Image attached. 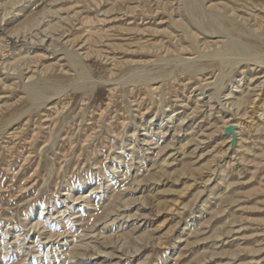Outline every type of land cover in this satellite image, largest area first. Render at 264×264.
<instances>
[{
    "label": "rangeland",
    "instance_id": "1",
    "mask_svg": "<svg viewBox=\"0 0 264 264\" xmlns=\"http://www.w3.org/2000/svg\"><path fill=\"white\" fill-rule=\"evenodd\" d=\"M190 1L0 0V264H264V0H197L259 47ZM226 42L222 90L187 71ZM71 53L118 82L43 98L81 82Z\"/></svg>",
    "mask_w": 264,
    "mask_h": 264
},
{
    "label": "bare ground",
    "instance_id": "2",
    "mask_svg": "<svg viewBox=\"0 0 264 264\" xmlns=\"http://www.w3.org/2000/svg\"><path fill=\"white\" fill-rule=\"evenodd\" d=\"M185 2V1H184ZM181 3V2H180ZM189 3V13L191 14V16H192V19H191V17H190V21H192V23H196V25L198 24L199 26H200V28H202V30H205V32L206 33H208V35H211V36H214L215 35V37L217 36V38L218 37H220L221 39L223 38H226V39H228V37H231L232 36V38H236V39H248L249 41H252V43L254 44V45H256V47H259L261 44H262V42H261V39L257 36V35H255L254 34V32L252 33V32H250L248 29H246V27H244V26H242V25H237V24H235L234 22H232L231 21V19H229V18H227V19H225V18H223V16H221V15H219L218 14V12L216 13H214V12H212L213 13V16L215 17L214 19H217V20H219V23L221 24V26L219 27V29H217V30H211L210 28H212V27H210V24H212L209 20H211V18L207 21V23H208V25H209V27H208V29H206V27H205V22H206V18H207V16H206V14H205V8L203 9L202 7H200V5H198L197 4V0L195 1V0H191L190 2H188ZM203 5V4H202ZM207 5V4H206ZM204 7H206V6H204ZM220 8V7H219ZM187 9H188V7H187ZM182 11V10H181ZM185 11V10H184ZM187 12V13H188ZM208 12V11H207ZM186 13V12H185ZM188 13V14H189ZM187 14V16L189 17V15ZM211 14V13H210ZM177 15V14H176ZM181 15V17L183 18V14H180ZM178 16V15H177ZM185 16V15H184ZM208 16H209V14H208ZM149 17V16H148ZM179 18V19H182V18ZM211 17V16H210ZM254 18V17H253ZM185 20V19H184ZM189 20V19H188ZM188 20H185V21H188ZM216 20V21H217ZM182 22H183V20H181ZM181 21H179L180 23H182ZM213 21V20H212ZM178 22V23H179ZM177 23V22H176ZM175 23V26L176 25H178V23L176 24ZM185 23V22H184ZM210 23V24H209ZM214 23H215V20H214ZM186 24V23H185ZM185 24H182V26L184 25L185 27H186V25L187 24H189V23H187L186 25ZM197 25V26H198ZM182 26H176V27H178L179 29H182L183 30V28H184V26L182 27ZM188 26V25H187ZM212 26V25H211ZM216 26V28H217V25H213V27H215ZM199 28V27H198ZM199 28V29H200ZM189 30H191L190 29V27H189ZM193 30V29H192ZM140 31V30H139ZM138 31V32H139ZM141 32V31H140ZM157 32H158V30H157ZM184 32H186V31H184ZM188 32V31H187ZM195 32V31H194ZM193 32V33H194ZM155 33V32H154ZM192 33V34H193ZM184 34V33H183ZM182 34V35H183ZM187 34H189V33H187ZM190 35V34H189ZM178 36V35H177ZM186 36V35H185ZM198 36V35H197ZM211 36H209V37H211ZM187 37V36H186ZM189 37V36H188ZM179 39V38H178ZM189 40H190V38H188ZM193 40H194V38H193ZM203 40V39H202ZM191 41V40H190ZM220 41V40H219ZM225 41V40H224ZM188 42V41H187ZM193 43H194V41H192ZM191 42V43H192ZM196 42V41H195ZM217 42V41H216ZM198 43V42H197ZM207 44L208 43H212V42H206ZM205 43V45H207ZM215 43V42H214ZM214 43H212V44H209V45H212L211 46V48L214 46ZM240 43V42H239ZM195 44V43H194ZM220 44H221V42H220ZM219 44V45H220ZM224 45L222 46V49L220 48V46L222 45H218L219 46V49L221 50V51H223V53L225 52L224 51V49L226 50H228L229 48H231V47H233V46H231V43H229V42H226V43H223ZM242 44V43H241ZM149 45V44H148ZM178 45V44H177ZM191 45V44H190ZM190 45H188V46H190ZM204 45V46H205ZM215 45H217V43H215ZM233 45H234V43H233ZM245 45V44H244ZM139 46V45H138ZM164 46V45H163ZM163 46L162 47H159L160 49H162L163 48ZM167 46V45H166ZM170 46V45H169ZM168 46V47H169ZM179 46V45H178ZM191 46H193V45H191ZM199 46V45H198ZM249 46V45H248ZM195 47V46H194ZM193 47V48H194ZM197 47V46H196ZM196 47H195V49H196ZM214 47H216V46H214ZM236 47V46H235ZM139 48V47H138ZM165 48V47H164ZM163 48V49H164ZM170 48V47H169ZM168 48V49H169ZM187 48V47H186ZM192 48V49H193ZM198 48H200V47H197V49ZM217 48V47H216ZM240 48V47H239ZM149 49H151V48H149ZM159 49V50H160ZM167 49V48H166ZM166 49L165 50H163V52L164 51H166ZM176 49V48H175ZM180 49L181 50H184L185 48L183 47V46H181L180 47ZM187 49H189V48H187ZM194 49V50H195ZM209 49V48H208ZM207 49V50H208ZM213 49V48H212ZM218 49V48H217ZM158 50V49H157ZM177 50V49H176ZM181 50L179 51V52H181ZM193 50V51H194ZM214 50V49H213ZM216 50V49H215ZM232 50V49H231ZM161 51V50H160ZM168 51V50H167ZM186 51V50H185ZM198 51V50H197ZM233 51V50H232ZM231 51V52H232ZM211 52V51H210ZM220 51H218V53H219ZM227 52V51H226ZM70 53V52H69ZM68 53V54H69ZM217 53V52H216ZM233 53V52H232ZM72 54V53H71ZM212 54V53H211ZM213 54H214V52H213ZM213 54H212V57H213ZM226 53H224L223 55H221L220 53H219V55L218 56H214V58H215V60L213 59V60H206L207 58H209V57H211V56H209V54H208V56H206V57H204L202 60L203 61H199V60H197V61H193V62H191V63H189L186 67H187V71L188 72H190L191 74H194V75H203L204 76V74L206 75L208 72H215V73H213L212 74V77L214 78V80H213V83H211L212 85H214L217 89H221V88H223V86H224V83L225 82H227V81H230L229 79H230V77H231V75H232V72L235 70V69H237V67H238V65H239V63H240V61H236V59L234 60L233 59V56H231L232 57V59L234 60H228V59H225V60H222V59H224V58H226L225 56H229V54L228 55H225ZM244 54V53H243ZM246 54V53H245ZM244 54V55H245ZM80 55V54H79ZM78 55V53H73L72 54V56L70 57V60H71V63H72V66H76V67H79V69H80V74H79V76H81V78H80V80H81V82L79 83V84H76V85H74V86H72L73 84H74V81H73V83L71 82L67 87H63V88H61V89H56L57 90V92H53V94H51V95H48V96H45V94H44V97L43 98H45V97H47L48 98V100H51V101H53V100H56V99H58L60 96H62L65 92H67L68 91V88H69V90L71 89V90H74V92L75 91H81V93H82V95H83V98L85 97H87V98H91L93 95H94V93L96 92V89L99 87V86H115L116 84V82H118V80H116V81H113V80H106V79H102V78H98V79H96V78H93L92 76H90L89 74H88V72H87V69H86V67H85V64H83V62H82V57L81 56H79ZM230 55H231V53H230ZM263 57H264V54H261ZM248 56V55H247ZM68 57V56H67ZM186 57V56H185ZM202 57V56H201ZM198 58V57H197ZM261 58V57H260ZM211 59V58H210ZM229 59H231V58H229ZM255 59V58H254ZM253 59V63L255 64V65H262V66H264V62L262 63V61L261 62H257L258 60V58L257 59H255L254 60ZM161 60V59H160ZM183 60V59H182ZM181 60V61H182ZM245 60V59H244ZM158 61V60H157ZM163 61V60H162ZM175 61V60H174ZM187 61H189L188 59H187ZM192 61V60H191ZM154 62V61H153ZM168 63H169V61H168ZM183 63V62H182ZM212 63H214V64H212ZM176 64V63H175ZM219 65V67L217 68V66ZM246 65V64H245ZM251 66V65H250ZM260 67V66H259ZM153 69H150V73H151V70L152 71H154L153 72V74H151V75H153L152 76V78H149V79H145L146 81H148V82H152V81H158V82H160V81H164V79L166 80V78L168 77L169 78V76H168V74H167V72H164L163 71V69H161V68H157V66H153L152 67ZM242 68V67H241ZM247 68V67H246ZM261 68V67H260ZM245 69V68H244ZM238 70V69H237ZM217 71V72H216ZM149 73V72H148ZM242 73H244V71H242ZM241 73V74H242ZM78 74V73H77ZM131 74V73H130ZM130 76V75H129ZM147 76H150V75H147ZM127 77V76H126ZM132 77V76H131ZM136 77V76H135ZM210 77H211V75H210ZM147 78V77H146ZM167 78V79H168ZM132 79H133V77H132ZM56 81H58L56 78H54V77H47V78H45V79H42V81H38L37 83L38 84H40L39 86H34V84H32V85H29L28 87H26L25 85H24V89L26 90V92H28V93H31V94H33L34 96H37V95H42L43 94V90H46L48 87L46 86V84L47 83H54V82H56ZM77 81V80H76ZM78 81H79V79H78ZM142 81V80H141ZM145 82V81H144ZM147 82V83H148ZM126 83H128V82H126ZM164 82H162V84H163ZM263 83L264 82H262V83H259V91H261V89H262V86H263ZM146 84V83H145ZM161 84V85H162ZM169 84V83H168ZM210 83L209 84H207L206 86H209V85H211ZM59 85V84H58ZM57 85V86H58ZM134 85V84H133ZM160 85V86H161ZM159 86V87H160ZM167 86V85H166ZM169 86V85H168ZM158 87V88H159ZM203 87H205V86H203ZM202 87V88H203ZM215 88V89H216ZM50 89V88H49ZM151 89V88H150ZM160 89V88H159ZM162 89V88H161ZM55 90V91H56ZM222 90V89H221ZM160 91V90H159ZM154 95V94H153ZM43 96V95H42ZM41 96V97H42ZM38 97V96H37ZM42 98V99H43ZM47 98H45V99H47ZM215 99V98H214ZM35 100H36V98H35ZM216 101V100H215ZM244 101V100H243ZM49 102V101H48ZM264 102V101H263ZM44 103V102H43ZM220 103V102H219ZM158 104V103H157ZM263 104V103H262ZM238 105H240V104H238ZM244 107V106H243ZM241 109H242V107H241ZM259 110V109H258ZM261 110V109H260ZM230 111V110H229ZM264 112V111H263ZM24 113H22V114H20V116H22ZM19 116V117H20ZM262 116V115H261ZM263 117V116H262ZM169 118V117H168ZM261 118V117H260ZM17 120V119H16ZM15 120V122H17ZM14 122V121H13ZM10 125V124H9ZM9 127V126H8ZM1 131V130H0ZM4 131V130H3ZM1 133V132H0ZM2 134V133H1ZM133 135H134V133H133ZM143 135V134H142ZM145 135V134H144ZM131 142V141H130ZM147 142V141H146ZM118 153V152H117ZM67 198V197H66ZM53 210V209H52ZM39 213H40V215H41V213H42V210H40L39 211ZM37 220V219H36ZM36 226V225H35ZM34 232V231H33ZM37 234V233H36ZM55 258V257H54Z\"/></svg>",
    "mask_w": 264,
    "mask_h": 264
}]
</instances>
